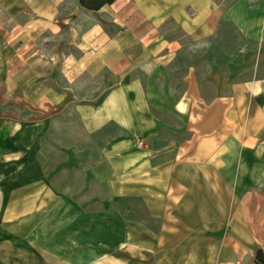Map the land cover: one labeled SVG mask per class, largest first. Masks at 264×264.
<instances>
[{"label": "crops", "instance_id": "obj_1", "mask_svg": "<svg viewBox=\"0 0 264 264\" xmlns=\"http://www.w3.org/2000/svg\"><path fill=\"white\" fill-rule=\"evenodd\" d=\"M10 222L0 264H264V0H0Z\"/></svg>", "mask_w": 264, "mask_h": 264}, {"label": "rangeland", "instance_id": "obj_2", "mask_svg": "<svg viewBox=\"0 0 264 264\" xmlns=\"http://www.w3.org/2000/svg\"><path fill=\"white\" fill-rule=\"evenodd\" d=\"M215 1L221 2L223 4H228L232 0H215ZM231 37L232 36H229V35L226 34V37L223 39V41H225V43H227L228 41L231 40V39H229ZM236 39H237V36L236 35L233 36V40L237 41ZM181 42L185 46L184 50L182 51V54L180 55V57L182 58V61H183V62L182 61L180 62L181 63L180 64V69L183 72V70H186L185 68H187L186 65H187L189 59L191 61V59L196 57V59L198 61V60L203 59L205 55H203L204 54L203 51L196 50V52L193 53L191 50H189L187 48V44H189L191 42L190 39L183 37L181 39ZM211 52L212 53L208 54V51H206V53H207L206 57L208 59H212V63L214 64L212 66V69L213 70L216 69L217 72L220 71L221 73H223L225 71V69H224V66H222L223 65L222 63H224L225 59L228 57V52L226 51V52L223 53V51H220V50H212ZM198 67H199L200 71H199V73L197 72V74L200 75V78H203L204 74H207V75L210 74L209 68L205 70L203 68L202 64H200ZM198 67H197V69H198ZM175 71H177V70H175ZM212 73H215V70ZM218 74L219 73H216V75H218ZM41 148H43V147H41ZM0 224H2V223H0ZM11 224H13V222H10L8 224H2L3 226H0V234L11 233L12 229L14 228ZM2 229H3V231H2ZM15 229H16L17 233L18 232L22 233V232H24L27 229V227L21 226V227H15ZM122 253L123 252H121V254Z\"/></svg>", "mask_w": 264, "mask_h": 264}, {"label": "trees", "instance_id": "obj_3", "mask_svg": "<svg viewBox=\"0 0 264 264\" xmlns=\"http://www.w3.org/2000/svg\"><path fill=\"white\" fill-rule=\"evenodd\" d=\"M114 0H78V3L81 7L87 9V10H98L103 5L110 4ZM257 256H260V252L257 253ZM260 258V263L264 262L262 260V257Z\"/></svg>", "mask_w": 264, "mask_h": 264}, {"label": "built area", "instance_id": "obj_4", "mask_svg": "<svg viewBox=\"0 0 264 264\" xmlns=\"http://www.w3.org/2000/svg\"><path fill=\"white\" fill-rule=\"evenodd\" d=\"M142 145V140L141 139H136L135 146L139 148Z\"/></svg>", "mask_w": 264, "mask_h": 264}, {"label": "clouds", "instance_id": "obj_5", "mask_svg": "<svg viewBox=\"0 0 264 264\" xmlns=\"http://www.w3.org/2000/svg\"><path fill=\"white\" fill-rule=\"evenodd\" d=\"M198 47H203V45H198Z\"/></svg>", "mask_w": 264, "mask_h": 264}]
</instances>
